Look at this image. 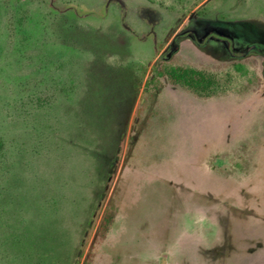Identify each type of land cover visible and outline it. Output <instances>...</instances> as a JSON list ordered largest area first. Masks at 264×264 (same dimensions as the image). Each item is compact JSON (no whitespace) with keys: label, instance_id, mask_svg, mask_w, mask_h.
<instances>
[{"label":"rangeland","instance_id":"obj_1","mask_svg":"<svg viewBox=\"0 0 264 264\" xmlns=\"http://www.w3.org/2000/svg\"><path fill=\"white\" fill-rule=\"evenodd\" d=\"M0 264H264V0H0Z\"/></svg>","mask_w":264,"mask_h":264},{"label":"trees","instance_id":"obj_2","mask_svg":"<svg viewBox=\"0 0 264 264\" xmlns=\"http://www.w3.org/2000/svg\"><path fill=\"white\" fill-rule=\"evenodd\" d=\"M22 23V22H20ZM169 77L172 83L175 85H180L182 87H186L200 94L201 97H207L215 94V90H209V88L204 84V82L209 84V81L203 78V85L195 82L191 77V74L185 70H175L172 74H166ZM218 87V86H217ZM215 87V88H217ZM203 89V90H202ZM207 89V90H206Z\"/></svg>","mask_w":264,"mask_h":264}]
</instances>
